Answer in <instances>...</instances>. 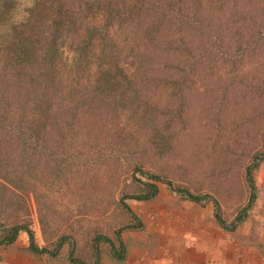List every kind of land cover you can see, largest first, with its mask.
I'll return each mask as SVG.
<instances>
[{
    "label": "rangeland",
    "instance_id": "1",
    "mask_svg": "<svg viewBox=\"0 0 264 264\" xmlns=\"http://www.w3.org/2000/svg\"><path fill=\"white\" fill-rule=\"evenodd\" d=\"M112 5L110 13L97 4L72 16L66 35L49 18L34 26V0H12L0 21L7 35L29 40L26 49L53 40L62 68L48 98L30 93L19 134L1 133L0 170L9 179L0 177V239L25 222L36 244L51 248L67 234L75 254L91 260L93 235L114 237L131 222L118 202L144 189L137 162L200 199L164 181L152 197H123L140 220L121 229L126 252L188 231L208 243V264H220L217 245L225 262L264 264V0H146L136 12L135 0ZM89 31L94 39L77 63L71 49ZM252 161L256 194L236 223ZM68 246L52 256L33 252L20 229L0 243V264H73ZM98 247V264L118 261L105 242Z\"/></svg>",
    "mask_w": 264,
    "mask_h": 264
},
{
    "label": "trees",
    "instance_id": "2",
    "mask_svg": "<svg viewBox=\"0 0 264 264\" xmlns=\"http://www.w3.org/2000/svg\"><path fill=\"white\" fill-rule=\"evenodd\" d=\"M11 1L12 0H0V21L1 19H3L4 13L10 6ZM113 1L114 0H54L53 3L52 0L45 4L44 0H34L37 14L34 26L38 27L39 25L40 27L42 25V21L46 18H49V22L51 23L53 28L58 29V31H54V33L57 35H61L60 33L66 35L68 34V29L65 27V22H69V19L72 16L73 20L75 21L76 18H78L77 14H82L84 10L91 9L97 4H100V11L107 10L110 13L113 9ZM132 3L133 2H131V4ZM142 3L146 5V0H135V5L133 7L134 12L139 9L138 7H140ZM69 25H71L70 22ZM216 26H219V24H216ZM70 27L74 28L72 26ZM95 27L96 25L93 24L90 26V28L87 27V29L94 30ZM94 33L95 35H98L97 32ZM7 34L8 33L5 32L4 28L0 29V130H2L0 131V139L1 133H4L5 136L7 130L10 129L11 131L16 130V135L19 134L20 125H22L23 121L27 122L26 113H24L23 111L25 110L26 105L33 101L32 96L29 99V95H31L30 93H33V96L42 93L44 97L48 98V92L51 93V84L55 83L54 80H57V75L59 74L57 73V68L59 67V69H62L61 62L59 64H56L58 63L57 57L54 60V54L56 52V49L58 48L56 47V44L53 40L49 43H46L48 44L46 46L48 47V49L46 50V47L42 49L41 46H37V50H32L31 48L26 49V43L29 42V40H26V38L25 40H23L18 36H9ZM96 37L98 38V36ZM93 39V34H91L89 31V35H86L84 38L78 41L79 43L77 44V46H79V50L76 46L71 49L72 54L70 59H74V61H76L77 63H82L86 56V54L84 53V55L82 52L86 46L91 44V41ZM106 39L111 38L106 37ZM43 43L45 44V42ZM111 46H113V44L109 46V50L107 49L109 52L112 49ZM71 65L75 64L71 63ZM105 72H107L106 69ZM105 72L100 71V73ZM45 75L50 76V79L45 78ZM14 104V107H16V114H12V111L10 110V106H13ZM253 159L254 158H252V160ZM254 165L255 163L252 161L245 168V178L247 181V186L249 188V194L246 204L241 207L238 210V213L234 216L233 221H235L236 223L241 221L246 215V209L248 208L256 194L252 176V169ZM134 169H137L141 175H144L147 178L145 180H141L144 189L141 192L126 194L125 196H130L136 199H146L152 197L157 192L156 182L164 181L171 189L176 190L179 194L186 197L187 199H200L199 194L191 192L186 187L172 185L171 180L167 177L149 171L148 169H143L137 162L134 163ZM3 174H1L0 170V177L2 179H9L8 176H5ZM2 175L5 176V178H3ZM3 184L4 183L0 182V190L4 187ZM2 195L3 194L0 192V199ZM205 195L206 194H204V196ZM123 197L120 198L118 203L128 212L131 222L128 221L127 223L116 227L113 230L114 237L104 233H96L95 235H93L90 241V248L92 250L91 260L83 259L75 254L73 239L67 234L59 235L51 248L47 247L46 245L40 246L36 244V242L34 241L33 231L25 222L12 223L7 228L6 234L3 236V238L0 239V243H9L15 238L18 230L23 229L27 234L28 248L33 252H44L52 256L57 253V251L65 242H67L69 244L66 252V258L68 259V261L73 264H98L100 258L98 243L105 242L108 245L110 254L116 259H121L123 258L125 251V246L120 233L121 229L140 226V220L138 219L136 213L133 212L130 206L123 201ZM213 205L215 207V218L217 219V221L223 224V220L217 211L218 206L215 199H213ZM233 221L231 222L232 226L229 225V227H233L236 224H233Z\"/></svg>",
    "mask_w": 264,
    "mask_h": 264
},
{
    "label": "crops",
    "instance_id": "3",
    "mask_svg": "<svg viewBox=\"0 0 264 264\" xmlns=\"http://www.w3.org/2000/svg\"><path fill=\"white\" fill-rule=\"evenodd\" d=\"M188 231L185 236L174 237L172 241L161 236L156 241H145L142 250L130 246L124 256L118 261L110 264H208L209 245L204 237L198 236V240ZM203 237V239H202ZM216 243V241H215ZM222 249V245H221ZM216 261L220 264H231L225 262L223 256H219L218 245L216 246ZM221 258L220 260H218Z\"/></svg>",
    "mask_w": 264,
    "mask_h": 264
}]
</instances>
